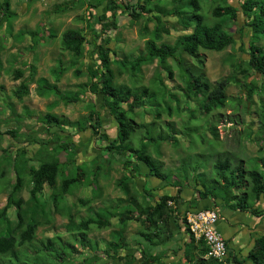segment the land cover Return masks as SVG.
<instances>
[{"label": "trees", "instance_id": "obj_1", "mask_svg": "<svg viewBox=\"0 0 264 264\" xmlns=\"http://www.w3.org/2000/svg\"><path fill=\"white\" fill-rule=\"evenodd\" d=\"M81 2V0H79ZM106 2V9L100 15H95L93 39H88L85 33L79 29L66 30L62 35V47L72 54V62L69 66H62V63L53 70L56 81L72 67L82 62L85 57L86 46L90 43L97 54L94 67H87L88 82L79 91H63L57 83H51L48 78L38 79L37 94L43 98L55 96L56 100L49 105V109L55 108L58 104L69 105L83 101L84 95L89 93L92 97L101 98L104 107H96L90 100V113L81 117L78 121H72L60 116L52 111L37 117L46 130L50 131L56 127L53 138L41 142L40 147L44 150V158H41L38 165H28L27 147H24L13 154L9 147L4 151L0 159V176L5 174L2 170V161L8 162L15 171V183L7 196V201L0 208V255H9L7 261L1 264H116V260L135 261L136 257L130 250H138L144 260L139 264H155L160 262L162 255L152 253L154 246L165 243L173 238L174 232L171 226V219L179 226L185 224V230L189 231L191 237L189 246L194 247L195 237L190 232L186 224V214L189 208L182 211L183 204L186 203L183 195L185 190H192L195 198L200 200H210L212 206H221L223 209H237L249 212L255 216H264V160L262 168L255 159V164H246L245 159L238 163H233L229 156L220 158L214 162L215 176L208 179L203 166L196 160L189 158L173 169H163L164 162L161 160L163 155L162 145L171 143L176 147L181 146L182 134L190 138L192 145L199 141L203 144L208 142L203 125H197L202 119L198 113L206 116L212 114L214 110L224 108L230 97L228 87L234 83L246 90L247 100H252L256 95L259 98V105L256 111L258 117V131L255 133L252 127L248 126L243 132L244 137L256 142L259 146L260 154L264 151V0H240V7L234 6L229 0H89L87 5L97 7ZM84 4V5H85ZM210 4L212 20L207 18L205 5ZM9 0H0L2 17L7 19L9 24L8 32H13L11 23L12 15ZM81 5H83L81 3ZM69 8V7H68ZM245 16V23L240 28L242 35L240 40L239 55L233 58L234 67L231 76L212 83L209 78L200 72L188 68L184 63L182 53L189 54L197 58L201 63V50L224 51L228 47H235L237 39L232 30V24L237 20L239 10ZM120 14L130 18L133 24L144 20L141 36L150 37L145 42V51L136 57L119 58L117 50L105 46L101 41L105 34L112 30L119 29L118 17ZM94 16V15H93ZM14 17V16H13ZM85 21H88L84 17ZM173 20L183 28L184 32L178 37L174 45L168 43H158L164 34H170ZM154 23L153 30L149 31V23ZM91 23V22H90ZM98 25V28H96ZM249 28V38L245 39L244 27ZM45 29V28H44ZM25 31H20V40L24 37ZM33 37L31 47L34 49L36 44L43 37L40 31H28ZM53 30L49 31L50 37H55ZM242 53L248 54V58H243ZM114 55V56H112ZM175 59L180 69V79L182 85H165L161 77L153 80L152 86H129L126 83H119L117 73H127L133 79L140 76L142 67L151 65L156 60L159 63L160 74L168 72L171 79L174 75L168 60ZM28 64H25L27 66ZM112 65H116L119 71H115ZM35 71L34 65L32 66ZM3 69L0 59V76ZM24 68L13 69L14 79L20 80L24 77ZM77 76L84 74L81 68L75 69ZM159 74V75H160ZM251 76L253 79L249 80ZM172 80V79H171ZM259 81L261 85L258 86ZM34 82V81H33ZM32 80L24 79L14 90L13 96L22 101L30 94V84ZM87 86V87H84ZM176 88L179 89L176 90ZM238 104H244L242 96H235ZM195 102V107L190 103ZM11 110L8 117L14 113L13 104H8ZM105 111V113H104ZM31 111H29L30 113ZM109 113L116 126V136L110 139L107 132L102 131L104 117ZM187 113L189 120L177 130L174 117H179ZM150 114L152 120L145 118ZM20 116V115H19ZM29 117L32 118V115ZM164 117L168 121L161 123ZM196 118L195 122L193 119ZM25 120V118L23 119ZM22 121V120H21ZM159 122V124H158ZM167 126V132L164 127ZM66 127L74 128L77 132L85 131L90 128L93 134H97L99 141L103 142L100 149L108 157L104 160H94L91 162L89 172L96 182L98 175L107 173L114 161L119 159L124 169L123 176L117 181L127 201L120 199V205H110L100 208L93 212L89 206L90 199H78L83 207L88 206L90 214L76 221V214L68 213L65 194L71 191L75 185L84 184L85 172L77 167L75 172L68 173L64 164H68L76 159L70 158L71 154H76V143L71 136L64 139L60 133ZM21 123L7 130L11 135L22 133ZM207 130L215 138L218 132L214 123L207 124ZM1 133V131H0ZM246 135V136H245ZM254 136V137H253ZM35 140L34 137H32ZM215 138L213 141L215 142ZM59 142L51 149V142ZM209 143H213L210 141ZM214 145V143H213ZM41 152V150L39 151ZM66 152L67 159L63 162L59 154ZM102 155V154H101ZM202 157L201 155H199ZM20 161V162H19ZM118 162V161H117ZM200 162V161H199ZM73 163V162H72ZM108 167L110 169H108ZM248 167V168H247ZM28 168V172L26 169ZM108 169V170H107ZM28 176L29 188V208H23L24 198L19 195L25 186L26 176ZM60 177L62 178L60 181ZM139 177L149 178L162 182L158 187H147L141 189L136 184ZM249 178V181L246 179ZM60 182V183H59ZM91 184V183H89ZM93 184V183H92ZM46 187L56 189L51 194V201L54 209L46 208L47 201L42 199V193ZM98 189V188H97ZM176 189V193H173ZM157 190V194L153 192ZM161 190H167L158 193ZM97 197V195L95 196ZM94 197V198H95ZM170 202L173 205H170ZM71 206H76L72 203ZM16 207L17 220L14 222L10 216L11 208ZM119 208L114 213L113 208ZM67 211L68 214H65ZM67 215L69 222L67 231L71 233V238L65 242L55 243L49 239L42 242V247L35 248L39 253L33 260L19 255L17 248L30 244L36 235L38 227L43 223L39 218L46 216V222H51L54 213ZM117 217L119 229L113 232L111 240L107 241L106 248L99 249V242L89 237L93 229H106L113 225L112 218ZM129 221H135L138 226V234L141 240L130 241L124 234ZM61 237H57L60 239ZM80 243L84 248L92 247L93 254L89 257L77 259L76 243ZM204 249H200L202 254L207 253V246L204 240H199ZM228 244V243H227ZM145 245V246H144ZM103 257L108 258L109 262H103ZM248 258L253 264H264V234L255 240L254 247L250 250ZM229 258H227L228 260ZM102 261V262H101ZM197 264H226L213 258H202Z\"/></svg>", "mask_w": 264, "mask_h": 264}, {"label": "rangeland", "instance_id": "obj_2", "mask_svg": "<svg viewBox=\"0 0 264 264\" xmlns=\"http://www.w3.org/2000/svg\"><path fill=\"white\" fill-rule=\"evenodd\" d=\"M2 1V0H1ZM11 11L15 12L16 15H12V26L13 32H8L9 24L5 17H2V10L0 9V59L2 61L3 69L0 76V159L2 155H6L4 149L9 147L13 154H16L20 149L27 147L26 157L29 159L28 165H38L41 158H44V150L40 147L41 142L52 139L54 131L58 128L54 127L50 131L41 125V122L37 117L52 111L60 116L64 115L72 121H78L81 117L88 115L90 113V100L91 103L96 104V107L102 106L104 103L99 97H92L89 93L84 95V100L79 103H72L65 105L64 103L58 104L55 108L49 109V105L56 100L55 96L50 98H43L37 94L38 79L41 77H46L51 83H57L58 86L63 91H79L83 85L87 84L89 78L87 75V67L95 65V60L97 54L94 47L89 43L86 46V54L82 62L74 67L70 68L57 82L53 70L62 63V66H69L72 62V54L69 51L64 50L62 47V35L66 30L69 29H79L85 33L88 39H93V28L95 22V15L102 14L106 9V2L98 5L97 7L89 6L85 3H89V0H9ZM236 7H240V0H229ZM81 3L83 5H81ZM85 4V5H84ZM210 4L205 5V10L207 11V18L212 20L210 13ZM69 7V8H68ZM94 15V16H93ZM14 16V17H13ZM84 17L89 19L85 21ZM119 29L112 30L107 35L105 34L99 39L105 46H110L117 50V56L119 58L130 57L141 54L145 51V42L150 37L141 36L142 26L144 20L131 23L129 17L120 14L118 17ZM91 22V23H90ZM172 29L170 34H164L161 41L158 43H168L174 45L178 37L184 32L183 28L180 27L175 20H173ZM245 16L242 10H239L237 20L232 24V30L235 33L237 39V44L235 47H228L224 51H211V50H201L199 53L202 57L201 63L197 58L182 53V58L184 63L188 68L195 70H200L205 74L212 83H216L225 77L231 76L233 73V58L239 55V46L241 34L239 33L240 28L244 26ZM94 26V27H93ZM149 31L153 30L154 23H149ZM45 28V29H44ZM98 28V25H96ZM40 31L43 37L36 44L35 48L31 47L32 36L28 31ZM53 30L56 34L55 37L49 36V31ZM20 31H25L24 37L20 40ZM249 28L246 26L243 29L245 34V39L249 38ZM260 43H264L262 40ZM114 56V55H112ZM243 58H248V54L242 53L240 55ZM168 66L173 70V77L170 79L167 71H163L161 74L159 72V63L156 60L151 65H145L142 67V72L139 77L133 79L127 73L118 74L117 79L119 83H126L129 86H152L153 80L158 76L161 77L168 86L182 85L180 79V69L181 65L175 59H169ZM25 64H28L25 66ZM34 65L35 71L32 66ZM114 70L117 72L119 68L116 65H112ZM21 67L24 68V77L20 80L14 79L13 69ZM81 68L82 76H77L75 74V69ZM160 74V75H159ZM251 76L249 80L253 79ZM32 80L30 84V94L26 96L22 101L18 100L13 96V90L24 80ZM34 81V82H33ZM261 85L259 81L258 86ZM87 87V86H84ZM179 89V88H178ZM176 88V90H178ZM180 91V89H179ZM228 94L230 95L226 106L221 109L214 110V112L208 116L202 113L198 115L202 116L199 123H196V118L193 119L195 124L203 125V131L205 132L208 142L204 144L198 141L195 146L192 145L190 138L187 136L178 134L181 136V146L176 147L171 143H165L162 145L163 155L161 160L164 162L163 169H173L180 166L183 160L194 159L197 163L202 165L205 161L206 164L203 166L205 173L210 179L215 176L214 162L220 158L229 156L233 163H238L240 160H244L246 164H255V159L262 168V162L264 160V151L262 154L258 151V144L256 142L250 141L247 137H244V130L250 126L258 131V117L256 111L259 105V98L256 95L252 100H247L246 90L241 88L238 84L234 83L228 87ZM235 96H242L243 102L247 105V110L244 111L241 104L239 105ZM13 104L14 113L8 116V112L11 110L8 108V104ZM192 107H195V102L190 103ZM8 111V112H7ZM29 111H31L29 113ZM105 113V111H104ZM20 115V116H19ZM32 115V118L29 117ZM25 118V120H23ZM145 118L147 120H152L150 114H146ZM22 120V121H21ZM189 120V115L187 113L182 114L179 117H174L173 122L175 123L176 129L180 128L186 121ZM168 121V117H164L161 123ZM21 123L23 128L22 133L16 135H11L7 132L11 127H15L17 123ZM214 123L216 130L218 132V138L207 130V124ZM159 124V122H158ZM160 125V124H159ZM65 131H61V135L64 136L66 140L68 136H71L76 143L77 153L71 154L70 158L76 159V161H71L68 164H64L66 172L73 173L80 166L85 172V177L82 185H75L71 191L65 194L66 204L68 208V213L71 211L76 214V221L81 218H85L90 214L91 209L96 212L98 209L108 207L112 205H120V199L127 201V197L122 192L117 181L123 176L124 169L119 159L113 160L112 168L110 170V175L105 173L104 175H98L95 182L93 175L89 172L91 162L100 158L104 160L108 155L100 149V145L103 142L99 141L97 134H93L92 130L88 128L85 131L77 132L74 128L66 127ZM167 132V126L164 127ZM59 131V130H58ZM102 131L107 132L110 139L116 136V126L112 117L107 113L104 117V124ZM246 136V135H245ZM35 140H33V138ZM254 137V136H253ZM215 138V142L213 141ZM212 141L214 143H209ZM59 142L58 139L55 142H51V149L54 145ZM41 150V152H39ZM102 154V155H101ZM201 155L202 157H200ZM59 158L65 162L67 159L66 152L59 154ZM261 160V161H260ZM118 161V162H117ZM200 161V162H199ZM20 162V161H19ZM73 162V163H72ZM2 170H5V174L0 176V208L3 207L7 201V196L10 193L13 185L15 183V171L13 166H10L8 162H1ZM248 168V167H247ZM108 169H110L108 167ZM107 169V170H108ZM28 172V168L26 169ZM26 176V175H25ZM60 177V181H61ZM250 179L247 178L246 181ZM28 176H26L25 186H23L22 191L19 193L24 200L23 208L28 210L30 203L26 202L29 200V188ZM60 183V182H59ZM91 183V184H89ZM93 183V184H92ZM158 183L161 185L162 182L157 180H152L149 178L139 177L136 179V184L138 188H142L144 185L147 187H158ZM98 188V189H97ZM174 190V189H173ZM56 189L46 187L45 191L42 193V199L47 201L46 208L54 209V204L51 201V194H53ZM155 195L157 190H153ZM175 192V190L173 191ZM183 193H188L187 190ZM97 195V197H95ZM194 198L195 193L193 192ZM95 197V198H94ZM90 199L91 202L89 206L92 208L89 211L88 206L83 207L80 200L78 199ZM72 203H76V206H71ZM113 208L114 213L119 211V208ZM61 213V212H60ZM54 213V219L47 223L46 216H41L39 219L43 222L37 229L34 240L30 244H26L22 247H18L17 251L20 256L33 260L39 253L35 251V248L42 247V242H48L49 239L55 240V243L65 242L71 238V233L67 231V224L69 219L67 215ZM67 211L65 214H68ZM10 218L15 222L16 217V207H13L9 211ZM113 225L106 229H93L89 233V237L93 240L99 242V249L102 251L106 248L107 241L111 240L113 232L118 230L117 217L112 218ZM219 223V222H218ZM217 223V224H218ZM139 226L135 221H129L128 227L125 231V235L130 241L141 240L142 237L138 234ZM0 230L1 227H0ZM222 234L226 236L225 231ZM223 235V236H224ZM61 237L57 239V237ZM74 240V239H73ZM77 239L74 240L76 243ZM144 244H146L144 242ZM76 248L79 249L77 252V259H82V257H89L93 254L92 247L84 248L80 243H76ZM145 246V245H144ZM135 254V261L130 260L129 263H125V260L118 259L116 264H139L144 260L143 256L138 250H130ZM103 258V262H109L110 260L103 257L104 254H100ZM9 255H0V264L7 261ZM101 261V262H102Z\"/></svg>", "mask_w": 264, "mask_h": 264}, {"label": "crops", "instance_id": "obj_3", "mask_svg": "<svg viewBox=\"0 0 264 264\" xmlns=\"http://www.w3.org/2000/svg\"><path fill=\"white\" fill-rule=\"evenodd\" d=\"M174 190L175 192L173 193H176L177 190ZM166 191L161 190L158 193ZM187 192L182 195L186 201L182 206V211L186 207L189 210H193L212 206L210 200L194 198L191 189L187 190ZM217 208L221 210L222 218L216 226L221 233L225 231L226 236L223 235L229 247V259L226 263L253 264L248 255L255 245L256 238L264 234V216H255L249 212L237 209H223L221 206H217ZM171 220L170 227L174 232L173 238L153 247V254L162 255L161 261L155 264H197L198 260L206 259L205 255L201 253L200 249H204V247L200 245L199 240L195 239L194 247L189 246L191 235L189 231L185 230V224L181 223L178 226L173 221V218Z\"/></svg>", "mask_w": 264, "mask_h": 264}, {"label": "built area", "instance_id": "obj_4", "mask_svg": "<svg viewBox=\"0 0 264 264\" xmlns=\"http://www.w3.org/2000/svg\"><path fill=\"white\" fill-rule=\"evenodd\" d=\"M170 205L173 203L170 202ZM221 218L219 208L204 207L187 211L186 224L196 240H204L207 246L206 258L226 261L229 256V247L216 226Z\"/></svg>", "mask_w": 264, "mask_h": 264}, {"label": "clouds", "instance_id": "obj_5", "mask_svg": "<svg viewBox=\"0 0 264 264\" xmlns=\"http://www.w3.org/2000/svg\"><path fill=\"white\" fill-rule=\"evenodd\" d=\"M223 262H225V263H226V262H227V260H226V261H223ZM226 264H227V263H226Z\"/></svg>", "mask_w": 264, "mask_h": 264}]
</instances>
